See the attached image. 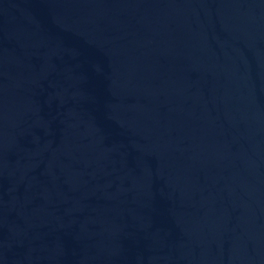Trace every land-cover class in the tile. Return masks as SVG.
<instances>
[{"label":"water","instance_id":"1","mask_svg":"<svg viewBox=\"0 0 264 264\" xmlns=\"http://www.w3.org/2000/svg\"><path fill=\"white\" fill-rule=\"evenodd\" d=\"M0 264H264V0H0Z\"/></svg>","mask_w":264,"mask_h":264}]
</instances>
